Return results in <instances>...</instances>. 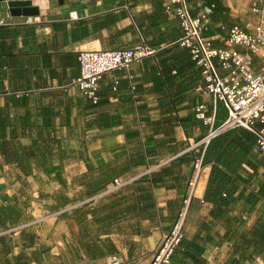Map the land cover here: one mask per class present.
Segmentation results:
<instances>
[{
    "label": "crops",
    "instance_id": "obj_1",
    "mask_svg": "<svg viewBox=\"0 0 264 264\" xmlns=\"http://www.w3.org/2000/svg\"><path fill=\"white\" fill-rule=\"evenodd\" d=\"M187 2L193 16L213 7L204 35L217 47L225 46L221 25L251 30L259 21L253 0ZM163 4L34 0L39 15L32 18L12 16L5 4L0 8V207L18 210L25 227L35 230L32 236L26 231L8 236L13 248L6 263L14 264L22 255L25 264H110L113 257L121 264H149L163 236L173 230L194 165L207 148L200 142L209 128L197 119L195 109L206 105L217 125L228 111L199 91L204 88L201 72L188 51L176 45L180 22ZM105 15L119 20L94 33V18ZM79 21L87 23L91 35L75 41L69 34ZM142 39L154 53L129 71L104 75L97 105L70 86L80 75L81 51L135 48ZM263 67L264 60L256 58L255 71L261 73ZM116 80L120 84L114 92ZM256 150L250 158H264L257 145ZM212 168L203 164L187 217L188 233L208 220L210 206L200 201ZM242 168L244 179L253 175L247 164ZM263 172L261 168L248 185L240 183L237 192H257ZM128 176L139 179L86 202L114 179ZM257 209L243 214L239 233L254 223ZM212 237L215 242L205 244L201 264H229L237 257L223 228Z\"/></svg>",
    "mask_w": 264,
    "mask_h": 264
},
{
    "label": "built area",
    "instance_id": "obj_2",
    "mask_svg": "<svg viewBox=\"0 0 264 264\" xmlns=\"http://www.w3.org/2000/svg\"><path fill=\"white\" fill-rule=\"evenodd\" d=\"M187 1L163 0V5L167 13L174 11L179 19L182 37L178 44L188 51L201 72L204 88L199 91L209 93L216 104L222 103L228 111L225 121L217 125L215 114L207 115L206 105H199L195 109L197 119L209 128L208 135L200 144L207 147L218 136L242 128L256 135L257 149L264 154V67L261 73L255 71V59L264 60V0H253L255 6L252 12L259 17V21L251 30L239 26H220V30L226 34L224 47H217L213 39L204 35L205 20L212 13L213 7H207L193 16ZM153 53L143 39L141 45L135 48L83 50L78 54L80 75L70 86L79 90L83 98L97 105L100 100V82L104 75L122 69L129 71L134 63L141 62ZM127 77L132 79L129 73ZM119 84L117 80L114 82V92L118 91ZM202 163V158L196 161L178 220L173 230L161 239L149 264H172L175 252L185 238V224L203 171ZM138 179L135 176L117 178L106 190L86 202L102 199ZM110 264L121 263L113 257Z\"/></svg>",
    "mask_w": 264,
    "mask_h": 264
},
{
    "label": "trees",
    "instance_id": "obj_3",
    "mask_svg": "<svg viewBox=\"0 0 264 264\" xmlns=\"http://www.w3.org/2000/svg\"><path fill=\"white\" fill-rule=\"evenodd\" d=\"M117 20L119 18L114 15L95 17L92 30L97 33L112 26ZM75 25L76 27L69 34L73 40H82L91 35L85 21H79ZM137 27L144 36L142 24L137 23ZM61 31L65 36L68 33L64 26ZM180 38L176 41V45L179 47ZM146 43L153 50L150 44ZM256 145V135L249 130L240 128L218 136L207 146L202 157L203 164H211L213 168L205 197L200 201V204L210 206L208 220L202 223L193 234L185 231V238L175 252L172 264H201L200 258L204 252L205 244H214L215 242L212 233L217 225L222 227L227 237H231L234 241L231 245L237 257L229 261V264L255 263L259 259L264 261V172L263 179L256 182L259 187L257 192L251 191L247 194L237 192L240 183L250 184L254 176L259 174L260 169H264L263 157L254 155L253 158H250L253 151L257 153ZM3 154L7 156L6 151ZM16 160L19 164L23 162L20 158ZM243 164H247L254 171L248 179H244L240 175ZM91 194L92 192L89 193V195ZM62 203L65 206L68 201L64 200ZM192 205L193 201L190 209H192ZM259 205L261 206L258 208ZM256 209L254 223L247 227L244 233H239V226L245 223L242 219L243 214H251ZM22 221L21 213L18 210L0 207V253L2 255L0 264H9L5 262V258L11 252L13 245L8 240V236L16 233L6 232L19 228L17 232L26 231L30 236L34 235V229L20 228L25 225ZM14 264H25L22 261V255L15 259Z\"/></svg>",
    "mask_w": 264,
    "mask_h": 264
},
{
    "label": "water",
    "instance_id": "obj_4",
    "mask_svg": "<svg viewBox=\"0 0 264 264\" xmlns=\"http://www.w3.org/2000/svg\"><path fill=\"white\" fill-rule=\"evenodd\" d=\"M34 0H0V8L5 4L11 15L14 17H36L39 15V9L33 6Z\"/></svg>",
    "mask_w": 264,
    "mask_h": 264
},
{
    "label": "rangeland",
    "instance_id": "obj_5",
    "mask_svg": "<svg viewBox=\"0 0 264 264\" xmlns=\"http://www.w3.org/2000/svg\"><path fill=\"white\" fill-rule=\"evenodd\" d=\"M187 225H189V223L186 221V224H185V230H187ZM192 227H194V229H193V230H192V229L189 230L191 234H193V233L196 231V229L198 228V225H197V226L193 225ZM20 228H21V229H22V228H25V225L21 226ZM18 229H19V228H17V229H11V230H9V231L6 232V233L17 232ZM214 231H216V232L218 233V232L222 231V227H217V226H216L215 229H214ZM214 231H213V232H214Z\"/></svg>",
    "mask_w": 264,
    "mask_h": 264
}]
</instances>
